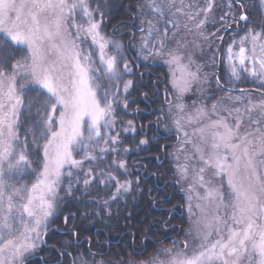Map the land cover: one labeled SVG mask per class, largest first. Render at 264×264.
Returning a JSON list of instances; mask_svg holds the SVG:
<instances>
[{"label":"snow or ice","instance_id":"snow-or-ice-1","mask_svg":"<svg viewBox=\"0 0 264 264\" xmlns=\"http://www.w3.org/2000/svg\"><path fill=\"white\" fill-rule=\"evenodd\" d=\"M258 2L264 11V0ZM181 5L167 0L169 9L175 8L202 30L211 0L207 7L195 6V12H183L194 5L183 0ZM146 6L166 19L164 6L156 0H146ZM201 12L205 18L197 21ZM248 18L246 11L240 12L237 30ZM140 31L143 59L161 58L169 68L176 102L166 95L165 103L178 140L179 134L184 137L177 153L185 151L184 145L192 149L183 160L175 154L177 182L189 180L191 173L186 191L189 217L195 220L182 246L173 241L148 255L133 250L118 264H264V99L254 101L241 89V95L229 98L247 100L243 108L219 109L214 103L210 111L195 107L186 112L181 101L199 82V66L193 71L191 56L185 62L184 53L168 47L167 28L161 33L149 19L147 29ZM121 49L118 41L102 34L101 22L94 19L86 0H0V264H31L29 257L45 243L50 218L64 198L61 192L71 197L74 187L78 190L80 180L77 175L73 181V170H80L85 160H96L97 150L116 151L106 147L117 143V136L108 132L115 124L122 76L131 71L127 63L123 71L120 68ZM17 52L26 54L14 59ZM221 55L229 82L252 79L264 87V29L248 28ZM132 83L124 82L125 93ZM25 113L28 119L22 120ZM24 123L30 127L23 129ZM187 127L192 128L191 135ZM101 141L105 146H99ZM81 153L83 158L77 159ZM118 167L125 168L124 162ZM91 174L89 170L85 176ZM99 174L116 181L111 200L131 190L130 181L120 183L111 172ZM28 177L32 179L21 183ZM91 183L83 180L85 193ZM91 255L89 261L81 253L72 264H111Z\"/></svg>","mask_w":264,"mask_h":264},{"label":"trees","instance_id":"trees-1","mask_svg":"<svg viewBox=\"0 0 264 264\" xmlns=\"http://www.w3.org/2000/svg\"><path fill=\"white\" fill-rule=\"evenodd\" d=\"M231 1L234 9L239 12L240 5L238 6L235 0ZM115 2L117 4L116 7H118L116 10H114V5H112L114 2L112 3L110 0H107V3L100 1L98 5L99 10L105 13L102 16V24L105 29H108L111 23L119 18L126 16L127 12L122 7L126 0H115ZM131 4L132 8L135 7L134 2ZM106 6L108 9L111 6V11L107 12ZM243 7L249 12L251 20L244 24L254 30L261 31L264 29V17L262 16L258 0H243ZM131 12H133V9ZM23 55L24 52L14 53V59H19ZM125 79H121L118 99L115 105V115L119 116L118 119H121L117 121L118 124L125 123V118L128 115L120 107L119 103L121 100L130 96L141 100L140 90L135 91L133 88L128 93H123ZM132 79L138 82L140 77L137 73H134L133 76L131 75V81ZM226 84L255 89L263 88L247 80L235 84L227 81ZM113 91H116V89L113 88ZM160 100L161 96H159L158 104L162 108L164 104ZM27 119L28 114L25 113L22 120ZM134 125L136 130H138L135 123ZM29 127L30 124H23V129ZM23 129L21 131L22 139L24 138ZM28 139L31 141L32 137L29 136ZM147 141L144 150H140L141 152L154 151L148 145L150 144L149 140ZM41 143L43 142L41 141ZM129 143L134 148L136 138H133V140L128 139V135L122 132L121 144L127 145ZM167 154L168 152L165 150V161H162L161 164H157L156 161L146 162L145 173L151 170H154L155 173V176L150 174L149 176L146 175L147 177L140 175L138 170H134L129 161L125 163L127 168L125 172L113 161H107L110 156L96 161L91 166L95 176L91 179L92 183L87 193H85L83 181L80 178L78 190L74 187L73 196H65L61 192V196L64 198L58 202L57 211L50 219L48 225V227L54 228H51L45 236V241L49 245H40L37 252L29 257L31 264H72L73 260L81 253L84 254L83 258L89 261L92 259L91 254H95L96 260L101 258L104 261H110L111 264H118V260L121 257L133 250L136 252L144 250L145 255H148L154 249L171 243L170 240L172 238H183L187 229V222L184 213L180 214L181 208L184 207V201L179 189L174 184L172 193L168 196L169 190L167 187L151 188V183L154 182L153 179L155 177L161 180H165L168 177L172 182L177 177L174 164L168 159ZM147 156L150 157L151 155ZM125 158L128 160V156H125ZM103 170L116 175L119 180L130 181L131 190L121 193L119 199L111 200L112 195L115 193L116 181H107L106 176L99 174L104 172ZM31 179L32 177H28L26 181L28 182ZM73 181L75 182V179ZM101 181H107V183L102 184ZM166 182L170 183L169 181ZM149 189L150 193L148 195L147 191ZM105 201L108 202L107 205ZM66 217L67 222H65ZM175 223L179 224L178 229ZM156 239L159 241H155ZM62 252L68 253V255H61Z\"/></svg>","mask_w":264,"mask_h":264},{"label":"rangeland","instance_id":"rangeland-1","mask_svg":"<svg viewBox=\"0 0 264 264\" xmlns=\"http://www.w3.org/2000/svg\"><path fill=\"white\" fill-rule=\"evenodd\" d=\"M223 1L224 0H222V2ZM156 2L160 3L164 6V12H165V18L166 19H159V14L151 12L146 6V0H143L141 3L142 7H140V8L138 7V8L141 9V11L144 10L146 12L147 16L145 15V18H142L145 21V24H147V21L149 19H151V20H153L154 23L157 24V27L160 29L161 33H163L165 28H167L168 29V40H167L168 47L169 48H178L182 53H184L185 62H187V57L191 56L192 60L194 61L193 65H192L193 71L196 70L197 66H199V68H200V72H199L200 80H199V82L194 84L192 87V90L185 93L184 97L182 98L181 102H183L186 105L185 111L186 112H192L195 107H207L210 111L211 106L214 103L218 105L219 109H223V108L232 109V108H236V107L243 108V105L245 103H247V100H244L243 102H235L233 99L229 98V97H236L238 95H241L240 90L239 91H237V90L236 91H227V90L219 89V90H217L218 92H217L216 96L212 95V97L209 99L210 101L207 104L205 102L206 101L205 98L210 97V96H207L208 95L207 93H206V96H203V97L201 96V94H203V92L205 91V88H204L205 83H207L209 81V79L213 76V74L216 73L214 68L212 70H209V66L211 64H208L207 62L208 61L214 62L215 55L219 51L218 48L215 47L214 41H218L217 39L219 38V34H220L221 30L213 31L212 33H208L204 29L197 30L195 28L194 22L188 21L187 17L185 15H183L181 13H177L175 11V8L169 9L167 7V0H156ZM205 2L207 3V0H205ZM86 3L89 5L90 10H92L94 12V19L96 21L101 22L102 34H104L105 36L114 40L108 34V31H106L105 28L102 27L103 17L101 16V13L99 10L97 11L94 7H92V0H86ZM183 3L185 5H187V4L194 5V7L192 9L183 8V12H185V13L189 12V11L195 12L197 10L195 6H197L198 1L196 3V0L195 1L194 0H183ZM176 7H182L181 0H176ZM205 7H207V6H205ZM199 8H204V7H199ZM235 10L236 9H234L232 1L227 0V2H226V15L228 17H232L235 15L238 16L237 15L238 12H237V10L235 12ZM81 17H82V12L78 9L77 10V22L78 23L82 22ZM204 18H205L204 13L201 12L200 16L197 17V21L199 19H204ZM166 20L171 21L173 24H178L179 27L178 28H172L171 24L167 23ZM207 22H208V17H207ZM185 24L188 25V28L192 29L191 32L188 31V28H185V26H184ZM255 31H260V30H255ZM243 34H241V35H243ZM236 39H238V38H236ZM89 43H90V41H89ZM211 44H212V46H210ZM227 46H228V44L225 45V47L223 48V51L221 53H223L225 51ZM136 49L138 50L137 55L140 57V59H143V53H141L140 46H136ZM25 54L26 53H24V55ZM121 56H122V59L120 61V68L123 71V65H124V63H127V62H126V59H125V56L123 55V53H121ZM150 59L162 64L163 66H165V68L168 72V79H167V82L165 84L166 86L164 87L163 90L165 91V89H167L166 95H167L168 99L172 100L175 103L176 97L174 94V90L172 89V86L169 83L171 77H170L168 66L164 63L163 59H161V58L153 57ZM222 64H223L224 68L226 69L227 78L229 79L226 63H225L223 56H222ZM247 81L253 82L256 85H260L258 82L254 81L252 79H248ZM238 82H240V81H238ZM238 82H231V83H238ZM262 89L264 90V87ZM123 93H124V90H123ZM244 94L246 96H251V98L254 101H259L261 99H264V94L259 92V91H250L247 89V90H245ZM209 95H210V93H209ZM115 105H114V109L116 108ZM222 114L227 115V113H222ZM167 115L169 116V118L166 122L167 125L164 127L163 132L164 131L165 132L173 131V132L177 133L176 127L173 123V116L169 114V111H168ZM233 115H235V113H233ZM118 117L119 116H116L115 111H114L115 124L112 127V129L108 132V136H117V143L115 145H112L111 142H109V144L106 146L109 149L115 148L116 151H114V152L108 151L106 153H100L97 150V152L94 153L97 156V159L94 161L85 160L83 165H82V168L80 170H73L75 173L73 176V179L76 180L77 175L79 176L81 181H83L85 178L90 179V180L93 179V177L95 176V173H94L93 169L91 168V166L96 161L102 160L104 157L106 158V157L110 156L109 160H107V161H113L117 165H119V163L121 161H123L124 164L126 163V161H128L125 158V156L127 155V152L129 151V146L121 144V133L123 132L124 134H127L129 131L133 132L134 131V125L131 121H127V120L125 121V123L123 122L122 124H118L117 121L120 119V118L118 119ZM129 122H131V123H129ZM249 123L250 122L247 120V117L245 116L244 128H247ZM253 127H255V126L253 125ZM186 130L191 135L192 128L187 127ZM242 130H244V129H242ZM193 139H195V138H193ZM141 140H145V139L141 137ZM183 141H184L183 135L179 134L178 143L175 144L171 149V155H172V159H173L172 162L174 164L175 171H176L175 154H179L181 156V159L183 160L184 155L189 154L192 151L191 145H184L185 151L181 152V153H177V150L181 147ZM99 146H105L103 144V141L100 142ZM132 149H135V148L132 147ZM83 155L84 154L81 153L80 155H77L76 158L82 159ZM100 157H103V158L101 159ZM89 170H91L92 174L90 176L86 177L85 173L89 172ZM121 170L123 172H125L127 170L126 164H125V168H123ZM103 171H104V173L109 172L106 170H103ZM176 175H177V172H176ZM119 181H120V183H124L127 180H119ZM23 182H27V181L26 180L21 181V183H23ZM190 182H191V173L189 174V180L179 182L181 193L183 194V196L185 198L183 209H184V215H185L184 217H185V220L187 222L186 232L190 229V227L193 226V221L195 220V217H192L190 219L189 212H188V202H187L188 192L186 191V189L188 188V185ZM66 183H67V181H65V184ZM198 190L201 193L203 192V189H198ZM194 204H195V201L193 202V205ZM184 240H185V236H184ZM182 241L178 240L177 242L182 246ZM171 244L172 243H167V244L163 245L162 247H168ZM162 247L160 246L159 248H162Z\"/></svg>","mask_w":264,"mask_h":264},{"label":"bare ground","instance_id":"bare-ground-1","mask_svg":"<svg viewBox=\"0 0 264 264\" xmlns=\"http://www.w3.org/2000/svg\"><path fill=\"white\" fill-rule=\"evenodd\" d=\"M100 1H102L104 3H107V0H92V7H94L97 11L99 10L98 5H99ZM110 1L112 3L114 2L112 5H114V8H115L114 10H116V8H118V7H116L117 4H116L115 0H110ZM142 1L143 0H132V1L131 0H126V2H125V3L134 2V5H135V7H133V8L130 7L131 10L133 9V12L136 14L135 23L137 24L138 27L136 28L135 34L130 36V37H128V36L127 37H124V36H113L112 37L111 36V37L115 41H118L122 45L121 53H123V55L125 56L127 64H129V62H130L133 65V68H134L133 61L135 60L138 64L142 65L141 67L144 68L143 74L147 78H149L150 80L155 79L156 83L158 85V88L160 90V94H164L166 92L163 89L166 86L165 84H166L167 79H168V72H167L165 66H163L162 64H160V63H158V62H156V61H154L152 59H149V60L140 59V57L137 55L138 50L136 49V46H140L141 36L143 35V33L140 31V29L141 28L147 29V26H146L147 24H145V21L142 19V18H145L146 12L144 10L141 11V9H139L140 7H142L141 6ZM197 1H198V3H197ZM211 2H212V9L207 14L208 22L206 23V25L204 26L203 29L205 31H207L208 33H212L213 31L221 30V32L219 34V38L217 39L218 41H214V43H215L214 45H215V47L218 48L219 51L215 55L214 62H211V61L207 62L208 64H211L210 65L211 67L209 66V70H212L213 68L214 69L216 68L215 69L216 73L213 74V76L209 79V81L207 83H205V85H204L205 86L204 87L205 91L203 92V94H201V96L202 97L206 96V93L208 94L207 96H210V97H206L205 98V100H206L205 102L207 104L210 101L209 99L212 97V95L213 94H217V92H218L217 90H219V89L225 90V89H227L229 87H235V89L237 91H239L241 89H244V90L248 89L250 91H259V92L264 94V90L262 88L255 89V88H249V87H246V86H236V85H228V84H226V82L229 81V79L227 78L226 69L224 68V66L222 64L221 52L223 51V48L225 47V45L229 44L233 38H238L241 34L244 33L245 30H247L249 28V26L247 24L246 25L244 24L245 23L244 21H240L239 22L240 30H237L236 21L238 20L240 12L241 11H246L247 13H249V12L244 7H243V9L241 7H239V12L237 14L238 16L228 17L226 15V2H227V0H224L223 2L221 0L222 3H220V0H211ZM235 2L239 6L241 3H243V0H235ZM125 3L122 6L123 9H124ZM196 3H197L198 7H205L208 4V0H207V3L205 2V0H196ZM106 8H107V6L105 7V9ZM106 11L107 12L111 11V6H110L109 9L107 8ZM124 11H127V10L124 9ZM261 12H262V16L264 17V11L261 10ZM100 13H101V11H100ZM142 21H143V23H142ZM248 21H251L250 18H248ZM114 23L115 22L111 23V25L114 24ZM140 24H142L143 27H140L139 26ZM102 27L105 28L103 24H102ZM110 28L112 30L115 29L114 26H112V27L110 26L108 29H105V30L109 31ZM221 37H223V40L220 39ZM210 46H212V44ZM148 72H150L149 75H148ZM134 73H137V71L134 72L132 70V76H133ZM137 75H138V73H137ZM139 77L141 78V76H139ZM123 78H126L125 81H129L131 76L129 74H127V72H126V73L123 74L122 79ZM217 79H219V85L217 84ZM231 84H235V83H231ZM133 88H134L135 91H137V90L140 89V86L137 85V84H132V86L129 88V91H131L130 89H133ZM209 93H210V95H209ZM130 97H133V96H130ZM128 98L129 97H127L126 99L123 98L121 100V102L119 103L120 107L124 111H126L124 108H125V102H126V100ZM119 104H118V106H119ZM167 106L168 105H166V106H164L162 108L159 107L157 109V111H156L157 115L153 116L157 120V125L160 126V129H161L162 132H163L164 127L167 125L166 122H167V120L169 118V116L167 115L168 114V111H167L168 107ZM138 114L141 116V112H138ZM126 120L127 121H131L132 123L137 121L135 115L133 113H130V112L126 116L125 121ZM144 128L145 127L142 125V130ZM169 132H171V131H169ZM164 133H166V132L164 131ZM136 135L140 136L141 133L136 134ZM127 145H129V144H127ZM167 156H168V159L170 161H173L172 155H171V150L167 154ZM153 180H154V182L151 183L152 184L151 188L152 187H159V188L167 187L168 190L171 191V193H172V189H173L174 184H175L176 187L179 189V193H181L179 182H177L178 181V177H175L173 182L170 179V183L166 182L165 180H161L160 178L157 179L156 177ZM169 191H168V196L171 195V194L169 195ZM181 195H182L183 201L185 202V198H184L182 193H181ZM181 212L184 213L183 207L181 208V211H180V214H183ZM51 228H54V227L48 228L47 233L51 230ZM44 240H45V237H44ZM178 240H180V241L183 240L184 241V237L183 238H179V237L172 238L170 240V242L171 243L173 241L177 242ZM183 241H182V244H183ZM42 245L48 246L49 243H47L45 241V243L42 244ZM101 260H103V259H101V258L97 259V261H101Z\"/></svg>","mask_w":264,"mask_h":264},{"label":"flooded vegetation","instance_id":"flooded-vegetation-1","mask_svg":"<svg viewBox=\"0 0 264 264\" xmlns=\"http://www.w3.org/2000/svg\"><path fill=\"white\" fill-rule=\"evenodd\" d=\"M220 3H222L221 0ZM130 7L132 8L131 3H125L124 9L127 10L126 16L119 18L117 21H115L114 24L111 25V27L114 26L115 29H109L108 34L110 36L130 37L135 34L136 28L138 27L135 23L136 14L134 12H131ZM139 26L143 27L142 24H140ZM133 64L134 68L133 65L129 62L128 66L131 71L127 72V74L131 76L133 70L134 72L137 71L138 76H141L138 82H135V80L132 79V84H137L140 86L139 90L141 100L137 97H129L126 100L127 107H125L124 109L126 110V112H130L135 115L137 121L134 123L138 128V130H136V127L133 123L134 131H129L126 134L128 135V139L133 140V138H136V144L134 147L135 149H132V146H130L131 143H129V151L127 152L126 156H128V161L130 162L134 170H138L140 175L149 176L150 174H153L155 176L154 170L145 173V169L147 168L146 162L156 161L157 164H161L162 161H165V150H167L168 153L170 152L173 145L178 142V135L173 131L164 133L161 131L160 126L157 125V120L153 116L157 115L156 111L159 108V96H161L160 101L164 104V106L167 105V103H165L166 93L160 94V90L158 88L156 80H150L143 74L144 68L141 67L142 65L138 64L135 60L133 61ZM149 74L150 72H148V75ZM129 80H131V78ZM213 96H216V94H213ZM138 112H141V116L138 114ZM142 125L145 127L143 130ZM137 133H141V135H136ZM141 137L145 140H149L150 144L148 145H150V148L154 149V151H150L148 153H146L145 151H140L144 150V147L146 146V144L140 143ZM147 155L151 156L148 157ZM165 181L170 182V178L166 177ZM147 193L149 195L150 189L147 191ZM170 194L171 191H169V195ZM175 225H177L178 229L179 224L175 223ZM155 241L159 240L156 239ZM96 252L101 253L99 251Z\"/></svg>","mask_w":264,"mask_h":264},{"label":"water","instance_id":"water-1","mask_svg":"<svg viewBox=\"0 0 264 264\" xmlns=\"http://www.w3.org/2000/svg\"><path fill=\"white\" fill-rule=\"evenodd\" d=\"M229 89L236 90L235 87H229ZM182 213V212H181Z\"/></svg>","mask_w":264,"mask_h":264}]
</instances>
